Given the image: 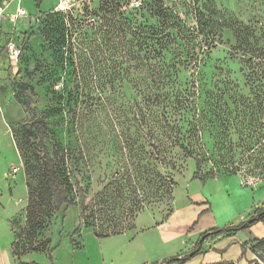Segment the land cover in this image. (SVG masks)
<instances>
[{"label": "rangeland", "instance_id": "1", "mask_svg": "<svg viewBox=\"0 0 264 264\" xmlns=\"http://www.w3.org/2000/svg\"><path fill=\"white\" fill-rule=\"evenodd\" d=\"M162 1L189 27L187 33L197 45L185 46L191 53L183 60L195 59V50L202 61L193 76L183 63L177 65L183 85L188 79L189 89L196 95L194 116L201 120L206 115V121L210 120L208 97L213 93L219 95L220 112L232 124L229 136L224 124L218 129L204 120L199 123L198 153L208 156L217 132L220 142L247 138L250 127L244 117L249 116L257 96L264 98V0ZM100 2L0 1L5 12L0 21V176L3 169L19 167L12 178L10 174L4 178L7 185L5 195L0 192V218L11 217L7 209L14 214L18 211L13 228L20 236L19 245L27 248V209L30 190H41L43 184L42 153L36 139L22 126L26 113L14 97L13 79L23 86L22 98L32 96L39 116L48 123L51 149L60 160L66 157L77 201V205L55 211L45 229L36 232L35 243L49 241L50 248L30 250L18 260L23 264H163L173 256L189 254L199 242L201 253L184 262L165 264H257L256 260L264 264V221L204 240L201 236L212 228L246 224L264 206L262 162L238 165L237 173L205 162L203 172L213 168L214 174L205 179L194 177L196 160L184 157L174 147L163 111L147 106L139 93L145 88L107 83V68L115 59L101 41V33L90 44L68 21L73 33L68 45L74 46L75 53L63 58L54 55L43 34V13L60 10L68 17L71 12L86 32L100 22L92 13ZM19 6L26 14L12 21ZM121 10L138 23L159 24V9L151 0H122ZM199 12L208 20L201 35L197 33ZM33 24L21 61L13 65L3 47L10 37L24 39ZM44 61L48 66L42 68ZM38 67L44 71L39 72ZM134 77L141 82L140 77ZM17 141L27 154L31 174L26 172L25 156ZM227 152V147L215 151L225 156ZM16 182L18 186L10 191L8 185L12 188ZM88 225L102 232L123 231L100 237ZM0 233L4 243L10 237L14 240L8 220Z\"/></svg>", "mask_w": 264, "mask_h": 264}, {"label": "trees", "instance_id": "2", "mask_svg": "<svg viewBox=\"0 0 264 264\" xmlns=\"http://www.w3.org/2000/svg\"><path fill=\"white\" fill-rule=\"evenodd\" d=\"M151 4L159 9L156 13L159 19L158 25L138 23L135 21L132 16L125 14L121 10L122 0H101L100 5L98 7L96 6L97 8L92 11L94 14L93 18L98 17L100 22L96 27H90L91 32L89 30L84 32L80 27L82 24L79 23V20L71 12H69L67 17L60 10H50L42 15L44 23L43 34L50 41L54 55L57 58H63L66 53L69 55L75 53L74 46L68 45L69 34L71 33L73 35L72 31L70 32V29H68V21L69 25L72 24L73 27H76V31L80 30L87 36L86 39L91 41L90 44L96 41L97 33H101V36H103L101 41L105 44L106 49L110 51L111 58L115 59L114 63L107 68L109 71L107 83L113 87L118 82L117 84H120L122 88L127 84L145 88L144 91H140L139 93L142 95L144 103L147 106L151 108L159 107L163 111V116L165 115L166 123L173 138L174 147H177L184 157L194 158L196 160L194 177L205 179L206 177L212 176L214 174L213 168L206 170V172H203L202 169L203 164L210 161L217 166L216 168H224L226 171L233 173L239 171L238 165H259L262 162V173H264V157H261L264 153V98H260V96H257L256 104L249 110V116L247 117L246 115L244 117V123L248 122L247 127H250L247 138H240L239 141L229 138L228 141L220 142L217 139V132L213 148L209 150V155L202 157L198 153V145H201V142H199V132L202 126L200 128V124L202 120L206 121V115L201 120H197L194 116L193 105L195 104L196 95L189 89L190 85L187 84L188 79L184 81L186 85H183L182 79L180 78L182 71L177 67V65L183 63L185 67L190 68L189 74L191 76L194 75L196 69L202 62L198 52L194 50L192 53L196 57L195 59L183 60V56L191 53V50L185 47L188 43L193 44L194 47H197V45L191 42L192 37L187 33L189 27L183 24L178 15L165 7L162 0H151ZM205 17L203 13L199 12V29H197V33L200 35L205 34L207 30L205 28L206 25L204 27V23L206 24L208 21ZM87 26L89 27V24ZM33 27L34 24L30 30L25 32L24 39H15L22 48L25 39H27V35H33ZM10 39L13 38H8L5 45ZM79 39H82L79 42L82 45L84 37L81 36ZM22 55L23 52L19 62L21 61ZM172 59H175L176 62L171 63ZM41 66L42 68L47 67L48 62L44 61ZM182 67L186 71V68L184 66ZM42 68L38 67V71H44ZM134 76L140 77L141 82H138L139 80ZM12 85L14 97L22 105L26 113V118L23 120L22 126L36 139L42 153L43 173L41 190H30L31 202L27 209L28 230L26 234L29 239L27 248L23 246V243L19 245L20 236L13 228L15 232L13 255L18 259L30 250L46 251L49 249V241L46 243H35L36 232L38 233L45 229L46 222H48L47 219L55 211L77 205V201L73 195V185L69 170L65 164L66 157L63 155L62 160H60L51 149L48 123L39 116L33 105L32 96H27L25 99L22 98L21 92L23 91V86L20 85L18 80L13 79ZM149 88L151 89L150 92H148ZM224 96L225 94L222 93V97ZM208 98L212 106L210 110L212 117L206 122L214 124V127H218V129L224 124L223 127L225 128L223 130L231 136L232 124H230L227 116L222 115L219 102H216V98L219 99V95H215L214 97V94L210 93ZM228 99H231V97L228 96ZM224 103L227 105V102ZM257 105L261 106L255 111L253 108ZM168 112H170V115ZM203 143L205 144V142ZM17 145L22 153H24L26 172L31 174V164L24 151V147L20 141H17ZM226 147L228 148L226 156L221 153H215L216 150L220 151ZM158 156L160 157V154ZM175 165L173 162V168ZM225 167L230 168L227 169ZM173 183H175L174 180ZM261 221H264V206L253 214L248 223L240 226L231 225L224 229H209L201 235L202 240L212 234H221L225 231L230 233V230L249 227ZM14 223L15 219L12 217V227H14ZM90 227L100 237L117 235L123 231L113 229L102 232L94 225H88V228ZM201 250L200 243L198 242L189 254L173 256L169 260H165L163 264L176 261L184 262L201 253ZM256 263L260 264L257 260Z\"/></svg>", "mask_w": 264, "mask_h": 264}, {"label": "crops", "instance_id": "3", "mask_svg": "<svg viewBox=\"0 0 264 264\" xmlns=\"http://www.w3.org/2000/svg\"><path fill=\"white\" fill-rule=\"evenodd\" d=\"M19 5H20V3H19ZM2 23H0V25H1ZM2 30L0 29V32H1ZM0 36H2L1 35V33H0ZM5 56L7 57V60L10 62V63H12L11 61H10V59H9V56H8V53H7V51H6V45H5ZM9 174L11 175V177L10 178H12L14 175H15V173H12V170H10V171H8L7 169H3L2 171H1V176H0V182H1V180H3V183L0 185L1 187H0V192H1V195L2 196H4L5 195V192H6V189H4L5 188V182L4 181H6V180H4V178H9ZM26 175V174H25ZM25 182H26V176H25ZM7 185V184H6ZM18 186V183L16 182V185L14 186V187H12L11 188V186L10 185H8V187L10 188V191H13V188H15V187H17ZM5 209H7V208H5L4 207V210ZM8 210V213H7V216L9 215V216H11L10 218H8L7 220H8V222H10V225H11V231L13 232V234H14V240H12L11 238L12 237H10L8 240V242H5L4 243V241H3V234L2 233H0V264H23L22 262L23 261H21V260H18V259H16L15 257H14V255H13V242L15 241V232H14V230H13V227H12V224H11V218L12 217H14L15 215H17V213H18V211L14 214V212L12 211V210H10V209H7ZM13 212V213H12ZM7 220H5V218L3 217V218H0V228L1 227H3L4 225H5V223L7 222ZM4 221H6L5 223H4ZM6 240V239H5ZM195 245V244H194ZM186 253H184V254H179L180 256H183V255H185Z\"/></svg>", "mask_w": 264, "mask_h": 264}, {"label": "built area", "instance_id": "4", "mask_svg": "<svg viewBox=\"0 0 264 264\" xmlns=\"http://www.w3.org/2000/svg\"><path fill=\"white\" fill-rule=\"evenodd\" d=\"M4 8L0 6V21L3 20L4 17ZM26 14V10L19 6L17 8V12L13 15H11L12 21H16L17 18L24 16ZM6 51L8 53L9 59L12 62L13 65L18 64L20 56L23 52L22 46L15 40V39H10L7 44H6ZM19 167H14L12 169V173L18 172Z\"/></svg>", "mask_w": 264, "mask_h": 264}]
</instances>
